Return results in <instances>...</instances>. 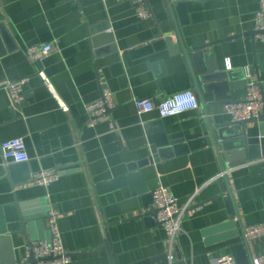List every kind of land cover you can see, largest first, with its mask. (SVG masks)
<instances>
[{
	"label": "crops",
	"instance_id": "crops-1",
	"mask_svg": "<svg viewBox=\"0 0 264 264\" xmlns=\"http://www.w3.org/2000/svg\"><path fill=\"white\" fill-rule=\"evenodd\" d=\"M260 4L147 0L152 16L143 19L132 0H0V80L30 78L17 104L0 89V167L15 164L2 157L1 143L24 137L32 175L60 172L47 186L32 179L15 186L8 172L0 174V220L8 224L6 208L17 199L34 219L33 236H41L53 207L60 212L63 245L75 253L61 264H111L107 240L117 264H138L168 252L163 226L139 217L149 209L143 196L121 182L141 172L150 192L163 184L181 207L187 206L174 264H215L216 257L233 254L241 243L251 262L263 255L264 235L248 241L244 229L264 223V155L244 162L233 156L240 166L215 178L231 156L229 136L239 131L217 128L233 121L226 102L168 117L158 110L140 117L134 104L135 98L158 104L189 89L198 96L196 87H203L198 70L208 67L207 54L214 55L219 72L232 73L227 82L238 100L247 96V68L264 95V42L254 34ZM102 33L111 37L94 42ZM210 42L216 43L194 50ZM34 44L53 47L37 64L26 52ZM200 52L196 63L193 56ZM38 70L50 78L58 98ZM104 88L114 92L115 106L109 120L90 125L86 105ZM156 121L163 122L169 141H181L154 154L149 140L154 133L145 126ZM247 127L257 131L258 123ZM231 215L239 235L207 240L204 231ZM27 246L21 232H0V264H20L27 259Z\"/></svg>",
	"mask_w": 264,
	"mask_h": 264
},
{
	"label": "built area",
	"instance_id": "built-area-1",
	"mask_svg": "<svg viewBox=\"0 0 264 264\" xmlns=\"http://www.w3.org/2000/svg\"><path fill=\"white\" fill-rule=\"evenodd\" d=\"M132 2L137 6L139 17L147 19L152 16L151 11L146 5L147 0H132ZM255 25L256 39L264 42V0H261L260 8L256 13ZM52 49L53 47L51 44H34L27 46L26 52L29 58L37 64L42 58L47 56ZM226 63L227 67L231 68V61L229 58ZM38 74L57 97L50 78L42 70H38ZM245 75L247 79L246 98L239 102L225 104L226 112L231 115L234 121L258 117L264 109V95L261 85L259 82L252 79V74L248 68L246 69ZM29 81V77L17 80H0V89H5L8 92L11 102L14 105L23 100L24 90ZM58 100L61 108L68 111V105L62 100ZM134 104L140 117L153 110H158L161 117H168L189 110L198 109L200 107V100L196 92L189 89L172 94L158 104L150 98H135ZM114 106V92L109 88H104L100 98L86 105V110L89 113L88 124L95 125L100 121L109 120L110 115L108 110L112 109ZM1 152L2 157L8 162L23 163L30 160L24 137H15L4 140L1 143ZM239 166L240 164L230 165V163L227 162L223 166L222 171L215 178L226 176L229 172ZM59 177L60 172L57 170H41L34 173L31 179L39 185L47 186ZM152 195L154 205L158 210L157 220L161 223V226H163L166 232L168 259L170 264H174L178 249L179 236L183 232L182 222L187 206L181 207L176 196L163 184H159L152 191ZM59 214L60 212L53 207L48 208L46 213V237L32 241V243L28 244L26 248L27 257L33 252L39 259L38 264H61L67 263L70 260L69 253L62 242V236L58 224ZM261 235H264V223L248 226L244 229V237L248 241ZM215 264H237V261L235 255L225 253L216 257ZM252 264H264V254L253 256Z\"/></svg>",
	"mask_w": 264,
	"mask_h": 264
},
{
	"label": "water",
	"instance_id": "water-1",
	"mask_svg": "<svg viewBox=\"0 0 264 264\" xmlns=\"http://www.w3.org/2000/svg\"><path fill=\"white\" fill-rule=\"evenodd\" d=\"M107 28L108 26L105 27L104 29ZM95 31L103 32L104 30L103 28H101ZM254 34H256V32H254ZM239 36L240 34L233 35L219 41H225L227 39H233ZM110 37H111L110 33H102L97 38H94L93 41L98 43L99 40L101 41L102 39H107V38L109 39ZM215 43L216 42H210L204 45H200L197 46L194 50L200 51L201 49L208 46L213 47ZM200 54L201 52L193 56L196 63H197L196 57L199 56ZM206 58L208 61V67H206V69L203 70H198V73L200 75L199 79L203 83V87L201 88L199 85L196 87V90L198 91L200 104L202 105V107L207 111L208 104L213 105L219 100L225 101L226 104L230 102L242 101V100H238L235 97L233 90L230 88L229 83L227 82L228 78H232V73L229 71L219 72L218 67L215 64L213 54H207ZM229 92H231L232 95L231 98H227V94ZM108 113L110 115L111 109L108 110ZM250 123H258L257 131L248 129L247 125ZM218 126L223 128L234 126L236 128L238 127L239 129L238 132H234L231 136H229V139L232 140V144H233L232 146H230L231 156L229 155L228 156L229 158L227 160L230 163V165H235L237 163L239 164L241 161L244 162L247 159H256L259 158L261 155H264V109L262 110V112L259 114L258 117H253L241 121L233 120L228 123L217 125V128ZM145 128L148 133L150 134L154 133L149 138L151 143V149L154 154L157 153L158 151L159 152L163 151L162 148L160 147H165L169 144H175L176 142L181 141V140H173V141L168 140L166 132L164 131L165 128L162 121H156L151 124H148L145 126ZM157 131H161V132L157 133ZM251 132L252 133L254 132L255 134L251 135L250 134ZM237 155L239 156V159H241L240 162H237L233 158V156L238 157ZM147 162L148 159L144 160L140 164ZM7 172L9 173L8 176L11 178L15 186L25 184L26 182L30 181L32 178L31 170L26 162L15 163L9 165L8 167H0V174L2 175L7 174ZM121 182L122 183L128 182L136 191H138L143 196L144 204L149 209L143 214L139 215V217H144L150 225H153L154 222L161 225V223L157 220L158 210L154 205L152 192H150L149 186L146 184V180L141 174V172L129 173L121 180ZM223 191L225 195V190L223 189ZM226 199L228 201V197ZM6 215H7L8 224L3 221V218L2 220H0L1 233H5L6 231L21 232L26 237L28 244L32 243V239H42L46 237V233L41 236H33L34 219L25 210V207L20 203L19 200L16 199L12 205L7 206ZM204 234L207 237V240H214V239L222 240L239 235V229L237 223L234 220V216L231 215L229 221L218 224L217 226L207 228L204 231ZM104 246L108 252L110 263L117 264L110 241L107 240ZM73 254L69 253L68 255H73ZM233 254L235 255L237 264H252L249 255L245 249V245L243 243L237 244L233 248ZM38 262L39 259L36 257V255L33 252H31L30 255L27 257V259L22 261L20 264H38ZM138 264H170V262L168 259V255L165 253L162 254L161 256L150 258Z\"/></svg>",
	"mask_w": 264,
	"mask_h": 264
}]
</instances>
